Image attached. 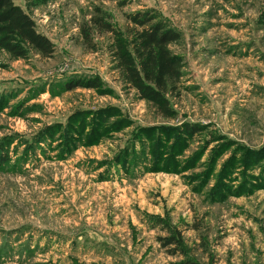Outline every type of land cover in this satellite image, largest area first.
Segmentation results:
<instances>
[{
  "label": "rangeland",
  "instance_id": "rangeland-1",
  "mask_svg": "<svg viewBox=\"0 0 264 264\" xmlns=\"http://www.w3.org/2000/svg\"><path fill=\"white\" fill-rule=\"evenodd\" d=\"M15 2L56 52L0 51V264H174L167 227L201 264H264V0ZM136 11L181 32L172 118L93 23Z\"/></svg>",
  "mask_w": 264,
  "mask_h": 264
},
{
  "label": "trees",
  "instance_id": "trees-1",
  "mask_svg": "<svg viewBox=\"0 0 264 264\" xmlns=\"http://www.w3.org/2000/svg\"><path fill=\"white\" fill-rule=\"evenodd\" d=\"M131 26L126 31L116 29L103 17H95L98 29L113 35L111 52L116 60L124 82L137 91L139 97L151 102L163 116L172 118L176 111L170 96L177 90L183 77V59L171 46L181 38V32L168 21L150 11H136L128 15ZM90 41L89 34H85ZM0 51L14 59H27L31 51L44 58L54 56V42L38 29L36 20L15 0H0ZM78 86L98 88V79L72 81L67 88ZM184 133L196 132L189 125L183 126ZM182 136V134H180ZM170 235L158 237L170 254L185 258L174 264H201L186 257L180 234L167 227Z\"/></svg>",
  "mask_w": 264,
  "mask_h": 264
}]
</instances>
